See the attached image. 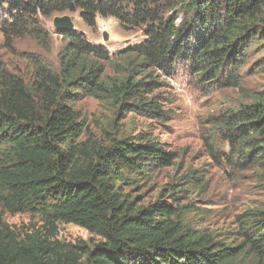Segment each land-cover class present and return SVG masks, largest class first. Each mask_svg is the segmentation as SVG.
<instances>
[{
    "label": "trees",
    "instance_id": "16d2710c",
    "mask_svg": "<svg viewBox=\"0 0 264 264\" xmlns=\"http://www.w3.org/2000/svg\"><path fill=\"white\" fill-rule=\"evenodd\" d=\"M178 8L180 23L170 15ZM78 11L90 26L101 17L144 27L146 39L121 54L126 72L111 83L104 81L110 52L76 30L58 32L68 41L58 71L39 64L30 84L0 75V204L44 222L21 235L0 217V264H264V209L240 215L229 242L184 225L165 202H128L122 188L170 165L171 155L110 134L108 146L80 142L85 126L72 107L94 97L161 118V103L144 104L158 84L151 70L182 68L204 85L237 88L256 36H264V0H0V29L8 38L43 40L39 16ZM210 125L226 137L229 161L264 175V91ZM198 173L186 185H199ZM59 224L81 227L100 243L86 252L64 244Z\"/></svg>",
    "mask_w": 264,
    "mask_h": 264
},
{
    "label": "rangeland",
    "instance_id": "374dc122",
    "mask_svg": "<svg viewBox=\"0 0 264 264\" xmlns=\"http://www.w3.org/2000/svg\"><path fill=\"white\" fill-rule=\"evenodd\" d=\"M80 13L39 16V27L48 36L43 40L31 36L8 38L0 29V75H12L30 84L35 80L39 64L58 71L60 54L68 41L56 31L54 21L68 16L74 30L89 43L110 52L111 59L105 63L104 81L111 83L114 78L122 79L126 71L121 54L145 41L144 27L123 28L118 21L101 17L90 26ZM170 15L176 16L177 23L184 16L180 8ZM262 25L264 28V22ZM105 35H108V41L104 40ZM151 71L158 84L150 95H144V104L152 99L161 103L163 117L153 118L144 112L146 108L119 107L87 97L72 104L81 114L85 126L80 142L90 140L108 146V138L112 136L131 138L133 143H155L171 155L172 162L165 167L150 168L144 180L133 187L124 186L122 192L128 202L136 205L165 202L176 210L184 225L213 235L217 241L226 238L229 242L236 241L237 218L246 211L264 209V175L259 167L241 168L233 164L226 137L215 134L210 124L221 113L249 104L256 93L264 91V36H256L247 64L240 70L237 88L204 85L182 68L172 75ZM133 104L139 106V101ZM193 172H199L202 182L186 185V177ZM172 186L174 191H171ZM183 190L186 192L177 198L171 195ZM0 217L21 235L44 225L40 216L11 215L1 204ZM58 234L60 242L81 246L85 252L100 243V238L72 224H59Z\"/></svg>",
    "mask_w": 264,
    "mask_h": 264
},
{
    "label": "water",
    "instance_id": "95a60500",
    "mask_svg": "<svg viewBox=\"0 0 264 264\" xmlns=\"http://www.w3.org/2000/svg\"><path fill=\"white\" fill-rule=\"evenodd\" d=\"M56 31L67 32L74 30V24L68 16L58 17L54 21ZM104 40L108 41V35L104 36Z\"/></svg>",
    "mask_w": 264,
    "mask_h": 264
}]
</instances>
